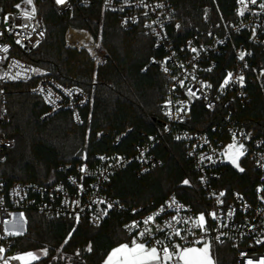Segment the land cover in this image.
<instances>
[{"label": "built area", "instance_id": "obj_1", "mask_svg": "<svg viewBox=\"0 0 264 264\" xmlns=\"http://www.w3.org/2000/svg\"><path fill=\"white\" fill-rule=\"evenodd\" d=\"M101 1L102 9L116 16L123 30L143 32L159 51V57L151 64L166 81V93L160 103L163 122L157 125L153 121V131H140L132 141L129 137L133 128L116 133L107 150L79 163L60 165L58 171L62 176L54 183H8L1 174V166L5 152L15 143L3 129L8 121L4 86L30 85L41 76L37 67L25 59L47 38L40 6L49 4L63 19L74 11H80L86 19L82 11L91 8L96 0L63 3L32 0L31 4L27 0H0V263L9 261L12 238L25 232V213L33 212L50 219L77 221L78 216V221L86 219L93 227H100L108 215L117 213L123 216L122 229L131 240L139 232L150 229L152 235L141 238L149 246L156 240L163 242L156 245L158 248L207 243L215 256L219 246L233 250L234 264H248L249 260L260 264L264 259V134L254 135L239 123L233 112L236 106L245 107L251 102V86L264 85V8L261 7L264 0L256 3L238 0L236 20L226 32L208 33L205 38L184 37L177 26L173 27V0ZM65 38L69 48L89 51L96 65L110 59L91 26L88 29L69 26ZM241 52L245 53L243 60ZM228 73L233 74L232 79L221 88ZM240 76L243 83L238 79ZM189 89L195 96L189 95ZM28 92L47 107L41 120L68 112L76 125L85 124L83 109L90 103V97L80 86L40 77ZM197 107L210 113L199 119L197 124L203 125L202 128L194 124ZM97 137L101 138L102 133ZM174 142L180 145L192 166L194 177L187 181L198 192V204L189 203L176 193L169 194L159 204L139 205H126L111 196L118 173L132 168L138 178L150 174L164 164L161 149L171 150ZM236 151L240 152L241 168L234 167L230 161ZM247 163L259 176L250 198L238 191L228 192L223 185L231 168L241 171ZM201 214L205 216L203 228L197 224ZM150 216L154 219L146 224ZM176 231L180 236L175 235ZM198 240L200 243H195ZM168 264H176V260Z\"/></svg>", "mask_w": 264, "mask_h": 264}, {"label": "trees", "instance_id": "obj_2", "mask_svg": "<svg viewBox=\"0 0 264 264\" xmlns=\"http://www.w3.org/2000/svg\"><path fill=\"white\" fill-rule=\"evenodd\" d=\"M237 2L173 0V27L177 26L184 37L221 35L236 20ZM40 8L47 38L25 59L37 67L41 76L30 85L4 86L8 121L3 129L15 143L5 152L1 166V174L8 183H54L62 176L58 171L60 165L79 163L107 150L116 133L133 128L129 137L132 141L140 131H153V121L157 125L163 122L160 103L166 93V81L151 64L160 55L151 38L137 29L123 30L117 17L102 9L101 0L82 11L86 19L80 11L63 19L49 4H42ZM69 26L78 29L91 26L100 35L111 58L95 67L86 52L69 48L65 38ZM40 77L83 88L90 97V103L83 109V126L76 125L68 112L41 120L47 107L39 97L28 92ZM249 90L251 102L245 107L236 106L233 114L254 135H262L264 85L257 83ZM208 116L210 113L197 107L195 126L204 127L197 123ZM98 133H102L101 138L97 137ZM179 146L174 142L172 151L161 149L164 164L150 174L138 178L132 168L118 173L111 196L126 205H139L159 204L169 194L176 193L185 201L198 204V192L184 183L194 174ZM258 179L257 172L247 163L243 171L231 168L223 185L228 192L238 191L250 198ZM25 218L26 230L12 238L11 254L46 251L45 257L34 264H102L117 245L131 242L122 229L123 216L117 213L108 215L100 227H93L86 219H50L33 212L25 213ZM221 249L225 260L222 264H234L233 250ZM219 261L218 256V264Z\"/></svg>", "mask_w": 264, "mask_h": 264}, {"label": "snow or ice", "instance_id": "obj_3", "mask_svg": "<svg viewBox=\"0 0 264 264\" xmlns=\"http://www.w3.org/2000/svg\"><path fill=\"white\" fill-rule=\"evenodd\" d=\"M58 3H63L64 0H57ZM252 3H256V0H251ZM27 3L31 4L32 0H27ZM19 7V5H16ZM264 8V5H261ZM33 13L35 9L33 8ZM25 15H28L27 13ZM7 20V17H5ZM2 35V33H0ZM19 43V41H17ZM6 50V49H5ZM195 52L196 49H193ZM245 57V53H240V59L243 60ZM233 74L228 73L225 78L221 88L225 87L229 81L232 79ZM239 81L243 83V76L238 77ZM204 87H211V85H204ZM189 95L195 96V93L189 89ZM233 147L229 145V148ZM241 147H243L241 145ZM243 155V153H241ZM103 159V158H102ZM243 171V169H240ZM185 184H188L189 181L185 180ZM221 196L223 193L220 194ZM175 203V201H173ZM109 208L112 205H108ZM107 213H105L106 215ZM213 218H216L215 213L210 214ZM231 215V213H229ZM154 219V217L150 216L145 220V223H149ZM175 219V217H173ZM79 217L77 216V221ZM198 226L201 228L204 227L205 224V216L201 214L197 221ZM135 225H133L134 227ZM159 230V229H157ZM71 236V233L69 234ZM152 232L150 229H145L142 232H139L137 236H134L131 240L130 244H121L117 248H115L112 253L109 255L106 264H113L114 259L116 260V264H168L169 261L173 260V257L176 258V264H214V261L210 255V245L205 243L203 247H181L179 244H173L171 246H162L158 248L156 245H163V242L160 240H156L155 244L149 246L148 243L141 239L147 236H151ZM176 236H180V232L176 231ZM219 239V237H217ZM260 241H258L259 243ZM67 243V240L65 241ZM195 243H200V241H196ZM90 250V249H89ZM2 251V249H0ZM29 256H32V253H28ZM35 258V257H33ZM248 264H252V261L249 260ZM260 264H264V259L260 261Z\"/></svg>", "mask_w": 264, "mask_h": 264}, {"label": "rangeland", "instance_id": "obj_4", "mask_svg": "<svg viewBox=\"0 0 264 264\" xmlns=\"http://www.w3.org/2000/svg\"><path fill=\"white\" fill-rule=\"evenodd\" d=\"M97 34V33H96ZM97 41L101 40V37L100 35L97 34V38H96ZM102 41V40H101ZM103 44V42H102ZM104 45V44H103ZM105 47V46H104ZM106 48V47H105ZM107 50V49H106ZM88 54L89 56V59L92 61L91 59V53L89 51H84ZM108 52V51H107ZM109 53V52H108ZM111 58V57H110ZM109 60V59H108ZM93 62V61H92ZM94 66L95 67H98V66H101V65H96L94 62H93ZM105 64V63H104ZM102 64V65H104ZM240 152L236 151V153L232 154L231 157H230V161H231V164L234 166V167H237V168H241L242 167V164L240 162ZM130 244V242H125V243H122V244ZM121 245V244H119ZM119 245H117L115 248H117ZM204 245V244H203ZM203 245H196V246H187V247H197V248H200V247H203ZM114 248V249H115ZM112 249L109 254L105 257L104 261L102 264H106V261L108 260V257L109 255L112 253V251L114 250ZM28 253H32L33 255L32 256H29ZM46 255V251H42V250H35V251H28V252H23V253H15V254H11L10 256H8L9 258V261H6V262H2L0 264H34L36 263L40 258H43L45 257ZM210 255H211V258L212 260L214 261V264H216V260H217V264H218V256H219V261L220 264H222L223 260H222V256H223V253H222V249H221V246H219V249H217V256H215V253L213 251V249L211 248L210 246ZM35 257V258H33ZM175 258V257H174ZM173 258V259H174ZM216 258V259H215ZM176 260V258H175ZM228 260H231V257H228ZM227 260V261H228ZM225 261V260H224ZM113 264H116V260L114 259L113 261Z\"/></svg>", "mask_w": 264, "mask_h": 264}, {"label": "crops", "instance_id": "obj_5", "mask_svg": "<svg viewBox=\"0 0 264 264\" xmlns=\"http://www.w3.org/2000/svg\"><path fill=\"white\" fill-rule=\"evenodd\" d=\"M174 258V257H173ZM175 259V258H174ZM216 259V258H215ZM216 264H217V260H216Z\"/></svg>", "mask_w": 264, "mask_h": 264}]
</instances>
